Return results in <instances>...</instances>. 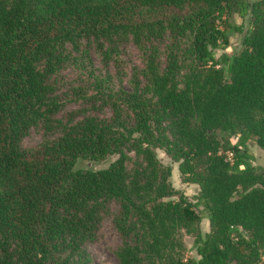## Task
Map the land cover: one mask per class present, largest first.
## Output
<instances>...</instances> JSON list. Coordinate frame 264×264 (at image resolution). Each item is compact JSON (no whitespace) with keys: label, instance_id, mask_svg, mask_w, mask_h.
Listing matches in <instances>:
<instances>
[{"label":"trees","instance_id":"16d2710c","mask_svg":"<svg viewBox=\"0 0 264 264\" xmlns=\"http://www.w3.org/2000/svg\"><path fill=\"white\" fill-rule=\"evenodd\" d=\"M231 32L241 49L215 57ZM249 139L264 151V0H0V264H93L106 217L118 264L259 263L264 169Z\"/></svg>","mask_w":264,"mask_h":264},{"label":"rangeland","instance_id":"374dc122","mask_svg":"<svg viewBox=\"0 0 264 264\" xmlns=\"http://www.w3.org/2000/svg\"><path fill=\"white\" fill-rule=\"evenodd\" d=\"M254 1V0H249ZM233 20L237 23H243L245 29H248L250 27L249 23V16H246L245 18H241L237 14L233 16ZM243 34H237L234 32H231L230 35V43L225 49H215L213 50V54L215 57H220L222 54L227 55L228 57L233 56L241 49V40H242ZM95 66L97 68H102V64L99 61V59L94 56L93 57ZM123 65L124 70L127 74H130L132 68L135 65L139 64V58H138V51L133 47L129 46L123 53ZM113 72L115 69L112 67ZM223 70L225 76H227V65H223ZM64 74L67 76L68 81H72L75 78V74L71 69H66L64 71ZM122 85L125 88H128L127 84V78L122 79ZM65 89V88H63ZM78 102H72L68 101L63 109L62 112L71 111L73 109L79 108ZM226 138L229 139V141L234 142L236 140V136H226ZM41 140L40 137V131H32L29 136H27L24 139L25 145H34L37 144ZM247 147L251 150L253 153L254 158L251 161V164L254 167H261L264 169V151L263 149L258 146L254 140L249 139L247 143ZM157 157L159 160L165 164L169 165L171 167V175L169 177V180L173 187L180 190V192L191 202L196 201V197L199 191V186L195 183H184L181 180L180 172L178 170V162L173 161L171 158H169L165 152L161 149L156 150ZM117 156L111 155L108 156L106 159L101 160L96 163H92V166L95 168H103L108 165V163L112 160H114ZM176 199V198H173ZM195 212L201 217V222L199 224V228L201 230L202 235H205L207 233L206 227L204 225L205 221L208 219L206 218L207 214L206 211L202 207H197L194 209ZM185 243L188 248L187 254L190 256H196L195 249L193 247V238L190 236L185 237ZM120 245V238L113 227V225L110 222L109 218H104L100 222L99 231L97 234V237L94 241L89 243L88 250L90 252L92 262L93 264H118V260L114 254V249ZM264 259V256L262 257ZM264 264V263H263Z\"/></svg>","mask_w":264,"mask_h":264},{"label":"crops","instance_id":"0c3cea01","mask_svg":"<svg viewBox=\"0 0 264 264\" xmlns=\"http://www.w3.org/2000/svg\"><path fill=\"white\" fill-rule=\"evenodd\" d=\"M204 225L206 227V231L208 232V230H209V221L208 220L205 221Z\"/></svg>","mask_w":264,"mask_h":264},{"label":"water","instance_id":"95a60500","mask_svg":"<svg viewBox=\"0 0 264 264\" xmlns=\"http://www.w3.org/2000/svg\"><path fill=\"white\" fill-rule=\"evenodd\" d=\"M263 263H264V259L262 258V260L259 263H257V264H263Z\"/></svg>","mask_w":264,"mask_h":264}]
</instances>
